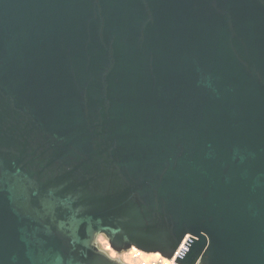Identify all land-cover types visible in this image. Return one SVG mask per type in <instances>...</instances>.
Masks as SVG:
<instances>
[{"label":"water","instance_id":"obj_1","mask_svg":"<svg viewBox=\"0 0 264 264\" xmlns=\"http://www.w3.org/2000/svg\"><path fill=\"white\" fill-rule=\"evenodd\" d=\"M264 264V0H0V264Z\"/></svg>","mask_w":264,"mask_h":264},{"label":"bare ground","instance_id":"obj_2","mask_svg":"<svg viewBox=\"0 0 264 264\" xmlns=\"http://www.w3.org/2000/svg\"><path fill=\"white\" fill-rule=\"evenodd\" d=\"M103 245H104V248H105L104 250L107 253H109V255L118 254L115 250H113L109 246V244H108V242L106 240H104ZM123 253H124V255H125V253H127V254L132 253L131 254L132 256H133L134 253L138 254V256L135 257V258L131 257L132 258V264H151V261L146 260V256H150V255L155 256V259L161 257L158 252L146 253V252H143V251H141V250H139V249H137L135 247H131L127 252H123ZM162 259H163L162 260L163 264H168L169 262H171L170 259H167V258H164V257Z\"/></svg>","mask_w":264,"mask_h":264},{"label":"rangeland","instance_id":"obj_3","mask_svg":"<svg viewBox=\"0 0 264 264\" xmlns=\"http://www.w3.org/2000/svg\"><path fill=\"white\" fill-rule=\"evenodd\" d=\"M104 240H106L105 236L104 235H98L97 236V244L98 246L101 248V249H105L104 248V245H103V242ZM129 250V249H128ZM128 250H125V251H121V252H117L118 254H115V255H110L112 257H116V258H119L121 259L123 262H125L126 264H132V258H131V254L132 253H124L123 252H127ZM155 259V256L153 255H150V256H146V260H149V261H153Z\"/></svg>","mask_w":264,"mask_h":264},{"label":"built area","instance_id":"obj_4","mask_svg":"<svg viewBox=\"0 0 264 264\" xmlns=\"http://www.w3.org/2000/svg\"><path fill=\"white\" fill-rule=\"evenodd\" d=\"M189 237V235H186L183 240L181 241V243L179 244V246L177 247V249L175 250L174 254H173V257L170 259L171 262H169L168 264H176L174 259L176 258L177 254L179 253V251L181 250V248L187 250L188 249V246L184 245L185 241L187 240V238ZM138 254L137 253H134L133 256H131L132 258H135L137 257ZM161 256V255H160ZM163 257H159V258H156L154 259L151 264H163L162 262V259Z\"/></svg>","mask_w":264,"mask_h":264}]
</instances>
